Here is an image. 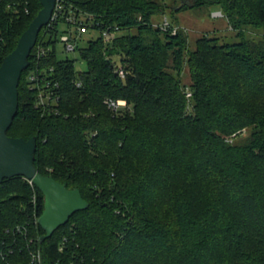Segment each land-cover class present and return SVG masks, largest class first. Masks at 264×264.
I'll return each mask as SVG.
<instances>
[{"label": "trees", "instance_id": "trees-1", "mask_svg": "<svg viewBox=\"0 0 264 264\" xmlns=\"http://www.w3.org/2000/svg\"><path fill=\"white\" fill-rule=\"evenodd\" d=\"M11 1L0 0V66L42 9L40 0H22L16 15ZM66 1L127 34L79 49L88 68L78 78L74 62L55 50L60 25L68 26L44 27L8 136L36 137L38 172L79 189L89 208L40 244L43 194L24 177L4 180L0 264H31L35 251L42 264H264V34L259 42L243 34L264 28V0L185 3L220 9L241 39L220 45L202 37L186 59L183 31L153 27L162 8L154 0ZM41 45L51 49L37 59ZM41 92L51 95L44 104ZM108 99L127 105L113 111ZM244 129H251L244 141L226 139Z\"/></svg>", "mask_w": 264, "mask_h": 264}, {"label": "water", "instance_id": "water-1", "mask_svg": "<svg viewBox=\"0 0 264 264\" xmlns=\"http://www.w3.org/2000/svg\"><path fill=\"white\" fill-rule=\"evenodd\" d=\"M57 0H40L42 9L20 36L16 48L0 66V185L6 179L24 177L44 197V211L38 224L44 231L40 244L80 211L89 208L79 189L69 190L51 176H44L35 166L37 138L29 140L8 136L19 109V83L22 73L30 66L29 57L37 44L41 30L52 17Z\"/></svg>", "mask_w": 264, "mask_h": 264}, {"label": "rangeland", "instance_id": "rangeland-1", "mask_svg": "<svg viewBox=\"0 0 264 264\" xmlns=\"http://www.w3.org/2000/svg\"><path fill=\"white\" fill-rule=\"evenodd\" d=\"M162 8L160 13L155 14L151 17L153 27L158 28L160 24L166 18L172 25L173 30L179 32L183 31L187 35L188 49L185 52V59L189 50L193 51L196 49V42L198 39L209 36L218 40L220 45L225 44H236L240 42V37L237 35L238 32L232 30L225 16L219 11L220 9L213 10H195V9H182L185 3H189L190 0H154ZM182 9V10H181ZM220 12L221 15L215 16V13ZM60 31L57 35V42L55 50L57 59L65 60L69 59L74 62V69L77 77L87 71V62L80 56L79 49H85L89 46L90 41H94L99 37L97 31L91 30L89 33L78 37L75 46L76 50L73 52H67L64 48V44L60 41V36L63 30H66L65 25H60ZM136 30L131 31L132 34H136ZM44 34V30L41 35ZM127 33L121 32L117 36L121 38ZM244 37L249 40L259 42L262 40L264 34V28H252L246 27L243 30ZM48 38H46L47 40ZM114 41V40H113ZM111 43V42H106ZM112 60L115 64L119 65L120 58L118 55H114ZM167 71L177 76V71H174V65L171 60L167 63ZM181 85L184 87L185 93L187 94V102L189 111L192 109L193 101L191 100L190 87L192 80L188 66L185 64L182 68V74L180 76ZM251 134V129H244L238 135L229 136L226 139L228 141L238 140L244 141Z\"/></svg>", "mask_w": 264, "mask_h": 264}, {"label": "built area", "instance_id": "built-area-1", "mask_svg": "<svg viewBox=\"0 0 264 264\" xmlns=\"http://www.w3.org/2000/svg\"><path fill=\"white\" fill-rule=\"evenodd\" d=\"M22 0H13L8 4L7 9L9 11L13 10V13L18 15L20 12V7L22 6ZM24 13L28 14L29 9L27 6H23ZM215 16L221 15L220 12L215 13ZM65 23L68 27L66 31L63 30L62 35L60 36V41L64 44V48L67 52H73L76 50L75 43L78 37L89 33L91 30L97 31L99 36H102L105 42H112L117 35L120 33L118 26H104L103 24L97 23L95 18L92 15L84 14L73 6H67L66 0H57L55 9L52 13L51 20L46 26L48 30H54L58 24ZM162 30H168L171 28L170 22L165 18L162 24L159 26ZM51 48L45 46H38L36 50L37 59L43 58L47 55ZM117 73L124 78L125 71L123 68H117ZM31 80H36L35 76L31 77ZM49 84L47 88H49ZM78 86L80 84L78 83ZM36 86H34L35 88ZM45 92L40 94V104H44L45 100L51 99L50 93L47 96H44ZM105 104L109 109L116 111L120 107H125L127 104L125 101H112L110 99L105 100ZM35 203V202H34ZM38 222V220H37ZM18 232L21 233L22 229L18 228ZM31 264H42V254L40 251H35L31 256Z\"/></svg>", "mask_w": 264, "mask_h": 264}]
</instances>
